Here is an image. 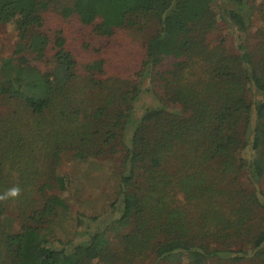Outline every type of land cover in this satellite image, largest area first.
I'll list each match as a JSON object with an SVG mask.
<instances>
[{"label":"trees","instance_id":"trees-1","mask_svg":"<svg viewBox=\"0 0 264 264\" xmlns=\"http://www.w3.org/2000/svg\"><path fill=\"white\" fill-rule=\"evenodd\" d=\"M73 6L105 39L152 18L160 28L132 65V80H103L104 101L83 122L68 91L76 77L72 49L60 33L51 43L40 32L48 3L0 0V25L12 24L18 40L14 55L0 59V99L22 110L0 107V140L8 139L0 143V264H139L175 256L191 264H264V27L253 49L242 37L252 27V0H74ZM220 21L239 34L236 56L212 39ZM50 50L52 71L30 62ZM167 59L178 62L159 75L163 101L150 84ZM107 65L97 60L89 71L103 79ZM146 98L155 104L139 108ZM26 112L39 117L33 125H10L18 117L28 122L20 115ZM63 123L68 130L59 128ZM96 135L101 146L122 152L109 209L73 239L50 241L43 230L57 204L49 199L37 207L44 189L37 187L38 152L52 154L71 139L87 152ZM12 189L17 195H9ZM6 210L26 218L20 231L6 223Z\"/></svg>","mask_w":264,"mask_h":264},{"label":"rangeland","instance_id":"rangeland-1","mask_svg":"<svg viewBox=\"0 0 264 264\" xmlns=\"http://www.w3.org/2000/svg\"><path fill=\"white\" fill-rule=\"evenodd\" d=\"M48 3V10L44 12V26L40 32L47 35L50 42L53 43L60 33L65 37L68 47L72 49L75 67V79L69 87V92L75 109H83L79 111L78 117L80 121H85L86 113L91 112L102 101L101 85L103 80L109 77L125 78L132 75V65L137 63L138 58L147 52V44L149 38L160 28L159 21L155 19L148 20L145 24L128 26L122 30H118L116 36L111 40L97 36L94 33V25H84L77 13L74 12V0H39ZM255 8L252 17V27L249 33L243 34V38L247 40L249 48L253 49L258 41L256 31L264 27V0H252ZM217 10V8H214ZM145 22V21H144ZM239 35L234 29H231L225 22H221L213 35L212 39L218 42L227 43L228 54L236 56L237 51L235 41ZM242 35V33L240 34ZM99 37V38H98ZM17 32L12 24L0 25V59H7L14 55L17 43ZM54 45H51V49ZM30 62L36 67L44 71H52L54 68V60L52 58V50L43 59H36L35 56H30ZM97 60H104L107 66L104 68L105 77L102 79L100 74L92 75L89 71V66ZM133 60L134 62H130ZM140 60V59H139ZM178 61L167 59L155 73V83L151 82L150 87L153 92L159 97H163V89L160 86V74L167 73L171 67ZM120 75V76H118ZM132 80V77H130ZM98 80H102L99 84ZM93 87V88H92ZM95 92V94H94ZM154 105L155 102L151 98L143 99L140 102L142 108L145 103ZM166 102H168L166 100ZM147 104V103H146ZM10 105L14 112L22 111L12 101H1L0 107ZM81 105V106H79ZM170 108H175L171 103L167 104ZM81 107V108H79ZM177 108V106H176ZM69 111L72 109H68ZM74 110V109H73ZM27 120L18 117V121L10 123L14 127L27 129L26 125L34 124L36 116L33 117L26 113H20ZM51 114H45V119H48ZM100 129L105 128L103 124L96 123ZM65 125V127H63ZM42 127V124H41ZM68 130L65 123L60 125ZM43 128V127H42ZM39 129V133L42 131ZM93 131H97L93 128ZM98 132V131H97ZM94 140L88 146L89 150L79 149L76 141L71 139V143L62 144L63 146L53 147L52 154L48 150L38 152L39 159H35L40 165V174L38 175L37 187H44L37 194L38 206H42L46 200H53L57 204V216L54 218L50 228L43 230L50 241H69L73 239L77 231H84L87 225L94 223L93 217L100 218L104 216L109 209V203L114 196L113 186L116 172L120 170V156L122 152H116L109 146H101V141ZM8 141L0 140V143ZM69 141V140H68ZM101 142V143H99ZM85 148V147H83ZM53 151L57 152L58 156L53 155ZM23 169L24 167H18ZM18 171L15 172L17 174ZM8 215V216H7ZM84 215V216H83ZM7 219L13 231L18 232L26 218H20L16 212L6 210ZM82 220L79 221L78 219ZM94 225V224H93ZM1 229V225H0ZM116 231H110L107 236L111 241L115 239ZM36 250L29 251L26 255L29 262L30 257L36 255ZM32 264V263H27ZM96 264V263H95ZM139 264H191L188 256H175L173 258L158 260L155 257L149 258L147 261Z\"/></svg>","mask_w":264,"mask_h":264},{"label":"clouds","instance_id":"clouds-1","mask_svg":"<svg viewBox=\"0 0 264 264\" xmlns=\"http://www.w3.org/2000/svg\"><path fill=\"white\" fill-rule=\"evenodd\" d=\"M18 191H19L18 189H12L10 191L9 195L15 196V195H17Z\"/></svg>","mask_w":264,"mask_h":264}]
</instances>
